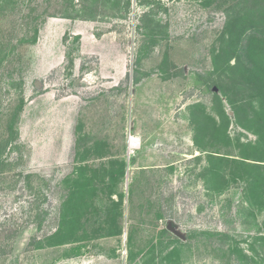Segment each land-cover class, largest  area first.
<instances>
[{"label":"rangeland","instance_id":"1","mask_svg":"<svg viewBox=\"0 0 264 264\" xmlns=\"http://www.w3.org/2000/svg\"><path fill=\"white\" fill-rule=\"evenodd\" d=\"M262 75L264 0H0V264H264Z\"/></svg>","mask_w":264,"mask_h":264},{"label":"crops","instance_id":"2","mask_svg":"<svg viewBox=\"0 0 264 264\" xmlns=\"http://www.w3.org/2000/svg\"><path fill=\"white\" fill-rule=\"evenodd\" d=\"M95 145H91V144H88L85 148H81V149H78L79 153L80 154H83V152L85 153H94V148ZM107 147H105L106 149ZM108 149V148H107ZM75 151V150H74ZM86 154V155H87ZM97 155V154H96ZM105 155V156H104ZM112 152L110 153H101L100 155H97L95 157H87V158H90L89 160H85V161H80L81 162V167H84V166H93L95 168H99L101 166H104V167H112V166H115L116 168L119 167V166H122V170L124 171L125 168H126V171H127V159L125 158V155H123L122 153L121 154H115L113 155ZM128 158V156H127ZM95 159V160H94ZM92 162V164H90ZM126 173V172H125Z\"/></svg>","mask_w":264,"mask_h":264},{"label":"trees","instance_id":"3","mask_svg":"<svg viewBox=\"0 0 264 264\" xmlns=\"http://www.w3.org/2000/svg\"><path fill=\"white\" fill-rule=\"evenodd\" d=\"M141 1H148V0H140V2ZM129 2H130V0H129ZM258 86H259V88H261L260 89V91H264V75H262L261 76V80L259 81V83H258ZM94 145H95V147L93 148L94 149V152L96 153V154H98V155H100L102 152H103V148H105L104 147V144L103 145H101V144H95L94 143ZM99 151H101V153H98ZM92 153V152H91ZM87 153H85V152H83V155H86ZM244 159H247V158H244ZM85 167V166H84ZM115 167V166H114ZM81 168V172L83 173L84 172V168L83 167H80ZM100 168H102L103 170H104V172H105V174H107V173H110L111 174V171H113V178L111 179V181H118V178H117V176L118 177H120L121 175H122V173H123V170H122V166H119V167H115L114 169H111V167H104V166H101V167H99L98 169H100ZM97 172V171H96ZM115 173V174H114ZM79 175H80V173H79ZM80 177V176H79ZM89 177H86V178H84V179H82L81 177H80V181H82L83 182V190L85 189V190H87V189H90V185L92 186V185H94L93 184V181L92 180H89L88 179ZM88 183L87 185H85V183ZM91 182V183H90ZM84 187H87V188H84ZM83 193H84V191H83ZM82 193V194H83ZM121 196H122V194L121 193H119L118 195H116V197L118 198V200H119V198L121 199ZM119 202V201H118ZM70 211L72 212V210L70 209Z\"/></svg>","mask_w":264,"mask_h":264},{"label":"bare ground","instance_id":"4","mask_svg":"<svg viewBox=\"0 0 264 264\" xmlns=\"http://www.w3.org/2000/svg\"><path fill=\"white\" fill-rule=\"evenodd\" d=\"M138 139L135 137L130 136L128 141V147L130 152L136 148H138Z\"/></svg>","mask_w":264,"mask_h":264},{"label":"built area","instance_id":"5","mask_svg":"<svg viewBox=\"0 0 264 264\" xmlns=\"http://www.w3.org/2000/svg\"><path fill=\"white\" fill-rule=\"evenodd\" d=\"M131 1H132V3L134 4V3H136L137 0H131Z\"/></svg>","mask_w":264,"mask_h":264}]
</instances>
